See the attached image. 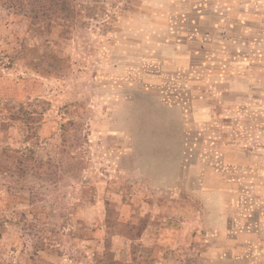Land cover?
Wrapping results in <instances>:
<instances>
[{
    "label": "rangeland",
    "instance_id": "1",
    "mask_svg": "<svg viewBox=\"0 0 264 264\" xmlns=\"http://www.w3.org/2000/svg\"><path fill=\"white\" fill-rule=\"evenodd\" d=\"M0 264H264V0H0Z\"/></svg>",
    "mask_w": 264,
    "mask_h": 264
}]
</instances>
